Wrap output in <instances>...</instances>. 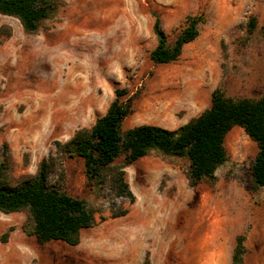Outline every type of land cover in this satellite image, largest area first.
Segmentation results:
<instances>
[{"label": "rangeland", "instance_id": "374dc122", "mask_svg": "<svg viewBox=\"0 0 264 264\" xmlns=\"http://www.w3.org/2000/svg\"><path fill=\"white\" fill-rule=\"evenodd\" d=\"M153 14L170 43L187 16L204 19L172 63L149 59ZM217 87L231 98L264 95V0H59L34 35L0 15V161L5 145L9 179L34 176L55 142L106 113L116 89L127 91L123 100L140 91L123 130H174L209 107ZM225 147L214 183L190 186L187 159L155 152L126 167L134 202L118 218L83 160L66 159L62 189L95 210L93 226L77 246L40 244L21 231L23 213H0V237L14 228L0 241V264H143L147 255L149 264H231L238 236L243 264H264V187H253L251 173L258 148L239 127Z\"/></svg>", "mask_w": 264, "mask_h": 264}, {"label": "trees", "instance_id": "16d2710c", "mask_svg": "<svg viewBox=\"0 0 264 264\" xmlns=\"http://www.w3.org/2000/svg\"><path fill=\"white\" fill-rule=\"evenodd\" d=\"M58 5L59 0H0V15L16 19L25 34L34 35L53 17ZM153 17L156 45L149 59L154 65L176 61L183 48L199 36L200 25L204 23L202 15L187 16L170 43L159 17L156 14ZM255 25L251 17L249 28L254 29ZM139 94L137 91L123 100L127 91L114 90L115 98L106 113L89 129L77 130L68 141L55 142V153L39 161L34 176H22L14 182L9 179V158L4 145L0 161V213H23L25 222L21 231L40 244L61 241L77 246L82 230L93 226L95 210L62 189L66 159L83 160L86 179L97 184L101 195L107 192L108 196H114L105 199L110 204V218H118L128 212L124 203L134 202L125 179L126 167L155 152L187 159L186 177L190 186L214 183L216 171L227 160L225 139L234 127L241 128L256 144L258 152L251 164L253 187H264V95L257 100L231 98L217 87L211 93L210 106L177 129L144 124L123 130L122 122L132 114V104ZM117 198L123 201L117 204ZM13 230L10 227L0 241L6 243ZM243 242V236L236 238L231 264H243ZM143 264H149L148 255Z\"/></svg>", "mask_w": 264, "mask_h": 264}, {"label": "crops", "instance_id": "0c3cea01", "mask_svg": "<svg viewBox=\"0 0 264 264\" xmlns=\"http://www.w3.org/2000/svg\"><path fill=\"white\" fill-rule=\"evenodd\" d=\"M208 108V107H207ZM237 133V132H236Z\"/></svg>", "mask_w": 264, "mask_h": 264}]
</instances>
